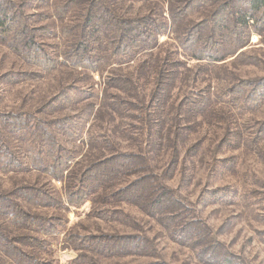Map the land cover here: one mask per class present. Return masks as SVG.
Returning <instances> with one entry per match:
<instances>
[{"label":"rangeland","instance_id":"obj_1","mask_svg":"<svg viewBox=\"0 0 264 264\" xmlns=\"http://www.w3.org/2000/svg\"><path fill=\"white\" fill-rule=\"evenodd\" d=\"M7 1L12 15L14 10L24 14L30 34L57 59L51 71L31 66L23 47L28 40L14 39L20 29L10 36L0 35V132L14 150H21V157L29 152L38 160L36 165L29 158L20 160L24 163L20 171L0 167V203L17 201L18 190L25 186L45 189L52 199L31 208L43 218L35 227L49 221L58 229L53 234L27 229V235L40 241L25 244L22 249L32 259L21 264L34 260V264H264V95L259 104L253 101L260 97L255 88L264 87V37L254 22L249 20V30L243 34L247 46L225 62L198 64L180 48L178 58L186 63L185 74L174 82L171 76L161 97L165 79L159 70L164 59H173L170 0L143 5L126 1V6L114 7L126 16L138 9L141 14L161 11L168 29L160 32L158 47L146 64L121 62L122 67L112 74L113 86L107 79L118 61L111 54L91 59L98 64L88 67L71 53V46L81 38L79 3ZM120 81L129 89L116 87ZM233 83L253 97L249 101L254 105L252 111L237 115L225 106L221 95L205 112L182 107L196 86ZM192 84L195 88L190 90ZM199 91L195 95L204 98L206 94ZM158 96L163 111L155 108L160 107ZM246 96H239L242 104H247ZM132 102L144 111L134 109ZM161 113L165 129L159 126ZM8 115L31 116L30 132L9 131ZM49 135L59 144V157L71 159L65 177L71 169L73 178L81 177L91 163L116 151L143 155L142 169L123 172L106 190L81 188L83 192L78 188L70 200L76 187L56 180L44 168L51 164L46 158L52 146ZM141 175L150 179L115 195ZM168 190L169 200L163 204L153 206V201L135 199L136 191H146L155 200L153 195ZM26 202L19 203L28 207ZM0 225L12 234L18 232L4 220ZM0 258L6 264H17L2 253Z\"/></svg>","mask_w":264,"mask_h":264},{"label":"trees","instance_id":"obj_2","mask_svg":"<svg viewBox=\"0 0 264 264\" xmlns=\"http://www.w3.org/2000/svg\"><path fill=\"white\" fill-rule=\"evenodd\" d=\"M74 1L79 3L81 7V22L78 24L80 25L79 32L81 38L71 46V53L74 57L83 59L88 67H94L98 64V62L91 61V59L99 58L102 54L104 56L111 54L118 61V64L111 68V75L107 79V84L111 83V86L116 83V81H113L112 74L114 75L115 71H118L117 69L122 67L121 62H131L134 60L136 62L139 60L140 64H146L147 59L153 56L154 50L158 47L160 32L166 33L168 29V21L161 15V11L156 10L152 13L141 14L138 9L126 16L125 13L123 15L118 14L114 9V7L122 8L126 6L124 4L126 1L134 3L136 0ZM108 1L109 4L107 3ZM110 1L114 3V6ZM137 1L141 3L140 5L155 2V0ZM9 5L11 6V2L0 0V35L2 36L6 32L7 36H10L16 33L17 30L15 31V29H20V33L15 34L14 39L28 40V43L26 41L23 42V47L28 57L27 62L31 66H37V68H41L44 71L55 69L57 59L55 60V58L50 56L46 52L44 45L39 44L36 38L30 34L28 24L23 22L25 18L24 14H16V11L11 7L14 10V15H12V11L8 7ZM169 13L174 21L172 33L175 37L172 39L170 53L173 59H164L161 67L163 69L159 70V74L161 72L162 77L165 79L164 88L160 90V94L162 95L158 94L161 97L165 96V87L171 76L174 82L178 76L185 74L183 70H186V63L178 58L180 48L184 50L185 55L190 60H196L199 62L198 64H203L200 62L204 60H208L212 64H219L233 57L247 46L248 40L244 39L243 34L249 30V20L254 22L255 30L264 37V0H170ZM195 16H200V19L195 21ZM163 19L165 22L162 21ZM187 20L190 22H184ZM193 20L194 22H192ZM190 23H193V25L190 26ZM78 25H74L73 28H77ZM137 54L140 55L135 59ZM68 55L66 54L67 57ZM120 57H124L125 60H120ZM144 68L146 67L144 66ZM126 82L127 85L131 84L130 80ZM127 85H125L126 87H122V82L120 81L116 87L127 90L129 89ZM249 86L251 87V84ZM193 88H195L194 84H192L190 90ZM239 88L240 86L234 83L227 87L196 86L195 91H193L194 93L184 101L182 107L191 112H205L211 106V103L221 95L225 106L232 108L238 113L237 115L252 111L253 103L249 101L253 97L250 95L247 97L243 92H240ZM199 89H202L204 94H206L202 99H198V96L195 95L196 93H200V91L197 92ZM263 91L264 87L258 91L255 88L254 92H258L260 97L253 98L254 103L259 104V99L262 100L263 97L261 96L264 95ZM169 95L170 93L166 96L168 97ZM240 95L246 96L244 101L247 104H242L239 98ZM159 96L157 102L160 106L161 99ZM132 103L135 106L134 109L141 112L144 111L143 106H139L134 102ZM155 108L161 111L164 109L161 106ZM163 114L161 113L160 117L158 116L161 118L160 129H165V123L162 121ZM5 119L7 120V129L9 131L13 130L15 134L17 132H30L32 128L30 124L33 122V119L29 115H14L12 117L8 115ZM245 126L254 128V126L249 124ZM177 127L182 128L183 125H178ZM248 130L252 132V135L255 134L254 130ZM4 135L0 132V167L2 169L8 171L16 169L20 171L24 168V163H21L20 160L26 161L27 158H29L30 163L36 165L38 160L34 155L28 152L26 153L27 157H21V150H14L13 145ZM49 137L52 140V146L51 150L47 152L46 158L51 161V164L45 165L44 168L56 180H64L65 184L76 187L75 193H72V196L70 195L69 197L70 200L78 194V188H83L84 191H87L89 187H95L96 190H106L118 182L123 172L142 169L139 164L143 162V159L140 158L143 155L116 151L112 152L109 158L91 163L90 166L83 169L81 177L73 178V169L65 177V172L70 168L69 162L71 159L59 157V144L54 138H51V135ZM149 179V176L141 175L136 183L128 186L129 188L118 189L117 192L119 193L115 195L120 196L131 188L146 183ZM150 190L155 191L154 189ZM18 192L20 196L18 200L16 199L17 201L10 200L5 202V204L0 203V223L4 220L13 226L14 229H18V232L12 234L0 225V254L5 255L7 259H12L13 263L21 264V262L28 263L25 259H32L30 254L22 249L25 247V244L30 240H35L34 242L40 241L39 238L32 239L30 235H27V229H33L36 232H44L46 234L57 233L58 229L56 225L51 226L52 224L49 221L43 222L38 228L35 227L38 224V220H42L43 218L35 215L31 208L38 204H45L47 200L52 199L47 190L25 186L18 190ZM135 195V199L147 202L153 201L155 203L153 206L156 203L163 204V202H167L170 197L169 190L159 195H153L155 200H152V196L147 194L146 191H136ZM29 198L30 201L27 203L26 201ZM20 201L26 202L28 207L20 204ZM174 201L177 202V199ZM56 220L58 222L61 221L60 219ZM17 244H21V246L18 247ZM34 262L35 260L30 264H34ZM0 264H6L4 259L0 258Z\"/></svg>","mask_w":264,"mask_h":264}]
</instances>
